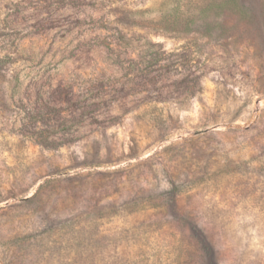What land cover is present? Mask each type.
<instances>
[{
	"label": "rangeland",
	"instance_id": "1",
	"mask_svg": "<svg viewBox=\"0 0 264 264\" xmlns=\"http://www.w3.org/2000/svg\"><path fill=\"white\" fill-rule=\"evenodd\" d=\"M0 264H264V0H0Z\"/></svg>",
	"mask_w": 264,
	"mask_h": 264
}]
</instances>
